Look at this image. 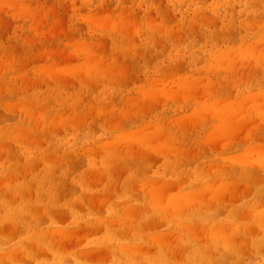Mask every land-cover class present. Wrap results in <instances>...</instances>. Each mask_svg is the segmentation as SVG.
Segmentation results:
<instances>
[{"label": "bare ground", "instance_id": "bare-ground-1", "mask_svg": "<svg viewBox=\"0 0 264 264\" xmlns=\"http://www.w3.org/2000/svg\"><path fill=\"white\" fill-rule=\"evenodd\" d=\"M0 1L1 2L3 1V4L0 3V8H2L1 5L6 4L8 1H9V3H11L10 0H8L6 2L4 0H0ZM13 1H12V4H10V5L11 6H17V5H14L16 0H15V2H13ZM27 1L28 0H26V2ZM125 1L127 2V0H125ZM162 1L160 2V0H159V3H164V0H162ZM210 1H213V0H210ZM23 2H24V0H23ZM26 2L21 3V4H22V6H25V7L27 6L26 8L29 10V13H30L31 12L30 9L33 8V6L31 8H29V4L26 5ZM68 2H67V4H69ZM120 2L121 1H119V3ZM222 2H225V0ZM255 2H256V4L258 3L257 0ZM260 2H262V1H259V5L261 7V5H264V0H263V3H260ZM33 3H34V1H33ZM43 3H46V1ZM48 3H49V0H48ZM48 3H46L45 5L41 4V5H39V9L33 10L32 13H34L35 16L37 14L40 15L39 16L40 18L38 17L39 19L36 22V24L33 21L34 25L38 26L39 24L37 25V23L39 21H42V23L40 25L43 27V20L46 17V13L49 14L50 11H51V14L53 15L52 16L53 19L49 15L50 18L53 20V22L49 23L50 25L53 24V27H54V26L60 24L59 22L63 23V21H62L63 16L62 15H61L62 19L60 18L61 21L59 18H57V19H56V17L54 18V13L58 12V11H56L57 7L55 8L54 5H52V7L54 6V9H52V7H50V9H52L53 11L49 9L45 13V11L47 10L46 8L47 7L49 8V5L47 6ZM93 3H95V2H93ZM123 3H124V1H123ZM127 3H129V2H127ZM21 4H19L20 8L18 10L16 9V11H12L13 14L15 12L16 15L18 14V16H19V13L23 12L24 16H22V17L17 16L16 22H17V19L18 20L21 19V21H24L23 18H25V17L28 18L29 16H31V14L28 13V10L25 7L24 8L26 9L27 12L24 11L25 9H22L23 7L21 6ZM36 4H37V2H36ZM72 4H74V3H72ZM72 4H70V6H72ZM86 4L88 5V2ZM168 4L169 3H167L166 5H168ZM92 5L93 4H90V6H92ZM103 5L105 6V4H103ZM106 5H108V4H106ZM208 5H209V3H208ZM257 5H255V3L253 4V6H256V7H257ZM11 6H9V7H11ZM43 6H44V8H43ZM45 6H47V7L45 8ZM70 6H66V10ZM73 6H72V8H70L71 10L75 8V7L73 8ZM84 6H86V5H84ZM104 6H103V9H104ZM120 6H121V4H120ZM124 6L126 7V4ZM190 6H189V9H190ZM201 6H203V5H201ZM7 7H8V3H7ZM9 7H8V10H9ZM79 7L80 6L78 5V8ZM130 7H132V6L130 5ZM205 7L208 8L207 6H205ZM236 7L237 6H235V10H236ZM78 8H77V10H78ZM60 9H61V7H60ZM82 9H84V7ZM105 9L106 10L101 9L98 11L96 9V11H95V12H97L96 17H95V13H93L95 18L93 17L91 19L99 20L98 21L99 23L96 22L95 20H93V22H94L93 26L97 23L100 24L101 26L103 25L102 28L103 29L105 28L107 30L108 34L112 37L113 43L115 45L123 46L124 42L125 41L130 42V39H133V40L135 39V41H137V40L142 41L145 38L148 39L151 37H155L156 35L155 36L152 35V34H154L155 29H159L156 31H159L160 36L161 35L165 36L167 33H170V35H171V34H174L175 32L176 33L178 32V30H176V31L174 30V29H176V26L173 27V25H175L177 22L174 21L175 22L174 23L168 17H167V19H168L167 21H169V20L172 21L171 26H168V23H167V25L164 22L161 23V22H159V20H156V25H155V23H153V21H151V22L148 21L149 18L145 19L146 17H144V16H143L144 20H142V21H140V23H138V19L136 20L137 21L136 22L135 19H132L133 18L132 16H131L132 18L130 20L129 14H131V13L129 11H127L128 7H127V9L122 8V9L117 10L118 11L117 14H116V12L110 13L114 10L111 11L110 9H107L106 7H105ZM163 9L164 8L161 9L162 12H163ZM54 10L56 12H54ZM79 10H81V9H79ZM86 10H88V9H86ZM108 10L110 11L109 13H108ZM166 10H168V8H166ZM166 10H165V12H169ZM235 10H232V13H234ZM1 11H2V9L0 10V12ZM3 11H4V9H3ZM5 11H7V10L5 9ZM4 12H2L3 15H4ZM24 12H25V14H24ZM62 12H63V10H62ZM67 12L65 11L66 14H67ZM92 12H94V10ZM92 12L85 13L84 15H86V16H83V14H82L83 17H81V14H80L79 17L82 20L85 19V21H87V20L89 21L90 19L86 20V18L90 17L89 14L92 17L93 16ZM43 13H45V14L43 15ZM60 14H63V13H60ZM68 14H69V12H68ZM74 14L76 15V13H74ZM97 14L99 17H97ZM193 14H195V13H193ZM203 14L204 13H202V15ZM207 14L209 15V13H207ZM151 15H154V14L151 13ZM151 15L149 14L148 16L151 18ZM165 15H166V13H165ZM170 15H171V12L167 16H169L171 19H173L174 17L172 18V16H170ZM183 15H184V13H183ZM183 15L181 18H183ZM251 15H252V12H251ZM65 16H67V15H64V18L67 19L68 16L67 17H65ZM135 16L138 17L137 14ZM199 16H200V14H199ZM199 16H197V17H199ZM8 17H10V16H8ZM33 17H31L32 20H33ZM189 17L192 18V15ZM209 17H211V16L209 15ZM209 17H207V19L210 20L211 18H209ZM250 17L251 16H249V18ZM2 18L3 17H1V19H0L1 22H3ZM27 18H26V20H27ZM72 18L74 19V16ZM153 18H151V20H155V18L154 19ZM181 18H180V20H181ZM188 18H187L188 22L191 23L192 19L190 18V21H189ZM220 18H221V16H220ZM13 19H15V18H13ZM31 19H29V20H31ZM35 19L37 20V16L35 17ZM48 19H49V17H48ZM214 19L215 18L213 17L212 21H214L215 23H213L212 21H210V22H208L207 20L206 21L210 25H211V23L216 25V22H217L216 26H218L220 24L219 20L215 21ZM3 20L5 21L6 18L5 19L3 18ZM29 20H28V22H29ZM193 20H194V18H193ZM199 20H201V19H198V21ZM256 20H257L256 22H255V20H253V23L254 22L257 23L259 21L258 19H256ZM9 21L10 20L8 19L5 22L9 23ZM157 21H158V23H157ZM167 21H165V22H167ZM194 21H192V22L194 23ZM245 21L247 22V20H245ZM245 21L243 22V23H245L244 26H246ZM5 22L3 23V26H4V24L6 25ZM19 22L17 24H19ZM33 22L31 24H33ZM202 22H201V24L203 26ZM250 22H251V20H250ZM261 22L262 21H260V23ZM55 23H57V24L55 25ZM77 23H79V22H77ZM189 23H186V24L188 25ZM193 23H192V25H193ZM253 23H251V24L253 25ZM260 23H258L259 25H257V26L262 25L264 23V21L262 24H260ZM9 24L12 25V23H9ZM81 24L83 25V21L81 22ZM98 24L96 25L97 28L99 26ZM194 24H195L194 26H197V28H199L198 25H196L197 23H194ZM204 24H207V23H204ZM248 24H249V21L247 23V28L249 30L252 29V27H253V29H255V27H257L255 24L254 26L249 28ZM251 24H250V26H251ZM34 25H32V26H34ZM44 25H45V23H44ZM70 25H71V23H70ZM1 26H2V24H1ZM1 26H0V29H1ZM32 26H29L28 30H30V27L32 28ZM64 26H66V23ZM188 26H186V29H188L187 28ZM194 26H191V27L193 28ZM35 27H33L34 33L37 30L39 32L42 31L40 29V27L37 28V30ZM191 27H190V29H191ZM2 28H4V27H2ZM81 28H83V27H80V29ZM92 28H95V27H92ZM180 28H181V26H180ZM195 28L196 27H194L191 30H193V32H194ZM197 28L195 30H197ZM58 29H59V27H58ZM63 29L66 30L65 27ZM63 29H62V32H63ZM74 29H76V28H74ZM78 29L79 28H77L76 30H78ZM261 29L264 30V27H261ZM1 30H3V29H1ZM7 30L10 31L9 29H7ZM7 30H5V28H4L3 33H4V31H7ZM69 30L71 31L70 28H69ZM100 30H101V28H100ZM165 30L167 32L166 34L160 33V32H163ZM241 30H243V29H241ZM249 30H248V33H249ZM46 31L48 32V29ZM46 31L44 30L45 33H47ZM50 31L51 30H49V33H50ZM58 31H59L58 34H60V32H61L60 29ZM180 31L182 32L181 29H180ZM184 31H186V30H184ZM37 32L35 33L36 35L38 34ZM54 32H55V29H54ZM195 32L197 35L198 32L197 31H195ZM244 32L242 31L241 33H244ZM250 32H252V30H250ZM63 33H65V31ZM194 33H193V35H194ZM263 33H264V31H263ZM5 34H6V32L4 33V35ZM21 34H23V33H21ZM50 34L52 35L53 33L51 32ZM67 34H66V36H68ZM74 34H76L78 36V33H74ZM225 34L226 33H224V35ZM231 34L232 35L236 34L234 36L231 35L234 40L238 36L237 33L231 32ZM0 35H1V33H0ZM47 35H49V34H47ZM63 35H60V36H63ZM81 35H83V34H81ZM84 35L86 37L87 34H84ZM180 35H178V36L171 35L172 40L176 39V40L180 41V39H183L182 38L183 35H181V36ZM189 35L191 37L192 34L190 33ZM219 35L221 37L223 36V34L222 35L219 34ZM261 35H260V37H257L259 39L257 40L256 43L254 41L255 44L253 42L249 41L250 43H253L254 46L249 44V47H248V50L253 52V55L250 58L251 60H253V62L251 61L253 67H250L249 69L252 70L251 68H254V66H255V67H257L256 69H258L257 72H260L261 69H264V67L260 68L262 66H259V67L256 66V65H263L264 64V52H263L264 43L261 42V39L263 38ZM26 36H27V33H26ZM33 36L35 37L34 34H33ZM41 36L43 37V34ZM53 36H54V34H53ZM160 36H159V39H160ZM164 36H162V37H164ZM171 36H169V37L171 38ZM245 36H246V34L244 35V38H245ZM30 37L28 36L29 42H28V40L25 39L29 43V45L31 44L30 43V41H31ZM55 37H56V35L53 37V39ZM165 37H167V35ZM221 37H218V41H220L221 39L223 40V38H221ZM47 38H49V37H47ZM60 38H62V37H60ZM91 38H93V37H91ZM4 39H5V36H4ZM32 39L34 40V38H32ZM35 39H36V37H35ZM69 39H71V38L69 37ZM156 39L158 41V38H156ZM202 39H204V38H202ZM233 39H232V41H234ZM2 40H3V38H2ZM21 40H20V42H21ZM46 40H49V39H46ZM72 40H73L72 42L76 41L75 45L79 50L78 53H80V52L82 53L81 54L82 59L80 60V62L78 60H76V62L78 61V63L74 62L75 64H78L77 68L79 70L75 69L76 72H73V70L70 71L71 69L69 70L68 68L64 70L65 66L62 63L60 64V62H62L64 60H65L64 63L68 62L71 57L68 58L70 56V55H68L67 56L68 61H67L66 56L65 57L60 56L59 64H57L55 62V60H54L55 58L53 59V61L55 62L54 64H53V61H51V64H50V62L47 64L46 63L44 64V65L51 66V67L53 65H57V66H53L54 68H51V67L46 68V66H45L46 69L42 68L45 71L46 70L49 71L52 69L51 74L50 75L47 74L48 77L52 75L53 71L56 72L58 70L57 72H59V68L61 67L60 71H62V69L64 70V72L62 71L63 75H65L64 77H66V75H67L66 73L71 74V72H73V74L75 73V75H76L77 70H78V73H80L81 71L84 72L83 75H81V74L77 75V76L81 75V77H76V78H80L81 80L83 79V81L89 80V82L87 81V83H92L90 81H93V77H95V78L99 77V79H100V77H102L104 80L116 79L117 80L116 82H119V80L121 78L122 79L124 78L125 80H126V78L129 79V77H127V75L125 74L126 68H124V67L126 66V64L124 66L123 62L124 61L128 62V60H130V58L126 61V54L125 53H121L122 54L121 56L118 53L116 55L117 58L116 57L112 58V56H108V55H106V57L104 55L98 56V54L101 55L102 51H99V48H97V47L100 46L101 44H102V46H105L108 39H106V38L104 39V41L106 42V43H104V45L102 43V40H103L102 38L100 39V41H98V40L90 41V40H93V39H90V37H89V40H87V41H86V38L84 39V41L82 39V42L81 41L78 42L77 39H75V38H73ZM161 40H163V39H161ZM255 40H256V38H255ZM67 41L69 42L70 40L67 39L65 42L63 41L64 45ZM135 41H132V42H135ZM181 41H183V40H181ZM228 41H229V38H228ZM22 42H24V39ZM68 42H67V44L71 43V41L69 43ZM87 42L88 43L89 42L90 43L99 42V43H98V46L95 48L96 43L95 44H90V43L88 44ZM137 42H135V45H134L136 47L142 46L144 44L142 42V43H138V45H136ZM159 42L160 41H158V43ZM235 42H237V41H235ZM28 43H27V45H28ZM33 43H32V45H33ZM39 43L37 42L36 45ZM82 43H85V44L87 43L89 45L90 49L88 46H86ZM108 43H109V40H108ZM228 43H230V41ZM81 44L83 45L81 47V49L83 48L84 50L82 49L80 51L79 45H81ZM145 44H146V42H145ZM261 44H263V45H261ZM13 45H14V42H13ZM126 45H124L125 46L124 48L125 49L129 48ZM242 45L243 44L241 43V45L236 46L237 47L236 53L233 52V54H232V52L229 51L231 49H229L227 51V52L232 54V55L230 54L232 57H234L236 54V56H237L236 61L238 60V62H237L238 65L236 63L235 66H237V67H235L233 64V62H235V60L231 63L230 56L227 55L228 53L226 51H224V52L220 51L222 49L219 50L220 53H218L216 51L218 54L215 53L216 56H213V58L209 57V59H211V60H214L215 57L217 58V61L219 63V67L222 68V70H220V72L222 71V73H221L222 74V76H221L222 80L226 79V81H227L230 77H233V79H234L235 76H239L242 78V74H244L245 77L247 78L246 75H248V73H250V72H248L250 70H246L247 68H246L245 64L247 63L248 57H246L245 46L243 47ZM260 45L263 49H260ZM34 46H35V44H34ZM73 46H71V47H73ZM106 46L108 49V44H106ZM132 46H133V43H132ZM250 46H252L253 49ZM55 47H56V45H55ZM85 47H86V49H85ZM74 48H75V46L72 49H74ZM8 49H10V47ZM19 49L17 48L16 51ZM44 49H46V47H44ZM56 49H58V48L56 47ZM61 49L62 48H60V50ZM144 49L145 48H142V51H144ZM226 49H228V48H226ZM36 50H37V48H36ZM36 50H34V51H36ZM127 50H129V49H127ZM130 50H132V49H130ZM55 51H57V50H55ZM103 51L105 52V50H103ZM14 52L12 53V55L14 54ZM47 52L49 53L48 49H47ZM57 52H59V51H57ZM57 52H55V53L52 52V53L56 55ZM64 52L65 51H63L62 53H64ZM68 52L71 53V52H73V50L68 51ZM130 52H129V55H130ZM138 52L133 53V55L138 53ZM213 52H215V51H213ZM16 53L18 54L19 52H15L14 56L15 55L18 56ZM50 53H51V47H50ZM50 53H49V55L47 54L49 57H50ZM2 54H3V52H2ZM2 54H0V56H3ZM43 54L45 55L44 50H43V53L41 55H43ZM53 54H52V56H53ZM59 54L61 55V53H59ZM59 54L57 57H59ZM72 54H74L75 57L78 56V54H77V56L75 55V53H72ZM7 55L10 56L9 53ZM23 55H25V54L23 53ZM30 56H32V54ZM30 56L26 55V57H29V58H30ZM36 56H37V53L34 57H36ZM40 56H39V58H40ZM141 56H142V61H143L144 60L143 54H141ZM141 56L136 54L134 58L139 60L141 58ZM7 57L5 56V58H7ZM148 57L149 56H147V54H146L145 58H148ZM205 57H206V55H205ZM20 58H23V56L22 57L20 56ZM33 58H32V60L30 59V61L26 58V60H28L27 61L28 63L27 64L23 63V64H26L27 66L29 64L31 65L32 61L35 59H36L35 62L40 61L42 63V61H43V60L37 61V57L34 59ZM42 58H44V57L42 56L41 59ZM45 58H46V56H45ZM62 58H65V59H62ZM2 59L3 58H1L0 60H2ZM11 59L13 61V58H11ZM203 59L201 61L199 59V62L202 63ZM5 60H7V59H5ZM16 60H17V58H16ZM232 60H233V58H232ZM8 61H10V60H7V62ZM20 61H19V66H17V67L23 66V65L20 66V63H21ZM148 61H149V59H148ZM214 61H216V59ZM261 61H262V63H260ZM22 62H25V60L22 59ZM74 63H73V65L75 66ZM150 63H151V61H150ZM189 63H188V65H189ZM207 63H209V62H207ZM5 64H7V63H5ZM5 64H4V66H5ZM11 64H15V63L11 62ZM198 64H200V63H198ZM215 64H217V62H215ZM247 64H250V61ZM61 65H63V67ZM188 65H186V67H188ZM212 65L214 66V63ZM11 66H10V68H11ZM58 66H60V67H58ZM133 66H135V64ZM14 67H12V68H14ZM55 67H56V69H55ZM180 68L182 70L184 68L183 65ZM180 68H179V72L181 71ZM209 68H208V72H209ZM215 68L213 67V69H215ZM259 68H260V70H259ZM7 69L8 68L4 69L6 72H3V73L0 72V78L4 79V81L6 78V79H8V81H10V83L14 82L13 83L14 89H16L15 87H16L17 83L18 84H24L25 83V80L27 77L22 78V76L24 75V72L22 73L20 71L21 73L19 72V74H18L16 72L18 70H16V69H9V70H7ZM80 69H81V71H80ZM149 69H147V71ZM185 69L186 68H184V70ZM213 69H212V74L214 72ZM26 70L27 69L25 68V74L29 71V70L28 71H26ZM129 70H131V68ZM137 70H139V69H137ZM217 70H219V69H217ZM2 71H3V69H2ZM40 71H42V70H40ZM136 71H134V74L136 73ZM139 71H138V73H139ZM147 71L145 73H147ZM177 71L178 70H176V72ZM62 72L61 73L59 72L60 75H62ZM176 72L172 71L171 72V73H173L172 75L170 74V75H167V76L164 75V76L171 79V77L173 75L174 76L177 75ZM184 72H188V71L185 70ZM208 72H207V74H209ZM216 72H218V71H216ZM254 72L256 74H254ZM257 72L253 70V73H251V74H254L255 76H257ZM49 73H50V71H49ZM128 73H130V72L127 71V74ZM260 73H262V70ZM20 74H22V75H20ZM44 74H45V72H44ZM53 74H57V73H53ZM207 74H206L207 78H205V76L203 77V75L200 76V78L201 77H203V79L205 78L202 81V78L200 79L199 76L197 78H195L189 72L186 74H182V72H180V74L177 75V77L179 76L180 78L178 77L179 78L178 79L177 77L173 76L172 81H169L172 84H169L167 86L168 88L165 87L166 84L169 83V82L167 83V81H166L165 83H162L164 86L160 85V87L158 89H156V88L154 89V87H157L159 84H161L160 83L161 80H159V77L157 78V80H156V77H153L155 79H153V78L152 79L155 82L153 84H151V85H153V86H151V88L148 86L149 85L148 84L147 86L149 88H147V89H145L143 83L140 84V82L143 81L142 79L144 77H142L141 81L138 80V81H140L138 83L139 85L138 84H136V85H138L140 87H142L141 85H143L144 88L139 89L140 87L135 85L139 89L138 90L139 95L137 94L134 97V95L132 93L133 98H131V96H130L129 97L130 100L128 102L131 106H129V104L126 103L129 106L128 114L130 116L128 117V116L123 115V117L121 118L117 113L116 114L119 116V119L117 118V116L115 117L116 114L114 115V117L112 116V118H114V120L111 121V119H110L111 123L108 120L110 123L109 124L110 130L108 133L113 134L114 137L109 138L107 140L104 139L103 141H105V142H103V143L101 142L102 145L97 143L103 147H106L105 152L103 151L104 150V148H103L102 151L104 153L102 152L103 156H101L103 164L104 163H106V165L109 164V165H107L108 171H107L106 175H103L102 172L99 173L97 171H96L97 174L94 173L95 172V165L98 164L97 163L98 160L96 161V159L91 157L88 153L89 151L91 153V150H95V152L98 153L96 151L97 148L95 149L93 146H92L93 149H91L92 147L90 148V145H89L85 150L83 149L82 155H80L81 152H79V154H76V156L74 158H72L73 156L70 157L69 155L67 157L64 155H62V156L56 155L55 156L53 153L50 154L51 156L53 154L56 157L54 159V163H57V166L59 164V166H60V168H62V170L67 168V170L70 171L69 176H71V172H76V170L77 171L80 170L83 167L86 159L88 160V163L91 165V169L88 170L90 172L88 174L85 173V175H79L78 180H77L83 186V189L79 195V197H81L83 199L82 206L81 207L77 206V207L82 208L84 205L85 208L90 212V214H88L87 216H76L74 214L75 210H68L67 209V206L69 204H71L69 202V198L73 197L72 194H76V192H77V190L76 191L72 190V187H71V189H67L68 188L67 182H66L67 187L65 189V192L62 191V193L64 195L62 197L61 196L58 197L59 199L61 198V200L56 199V197L54 196L55 199L49 197L46 199H41L39 201H32V198H30V196L33 197V195H32L33 188H32V193H30L29 188L34 186L35 182L32 183L33 185L31 184L32 185L31 186V185H29L30 183L27 181V179L23 180V178L27 177V175L31 173L30 167H32L34 164V162H32L33 160L32 161L26 160L27 161L26 164H23V163L20 164V160L22 162V158L20 159L19 155H18L16 160L17 159L19 160L18 161L19 164L14 163V162L9 163L8 160L3 159V158H6L9 156L5 153L6 151L3 153L0 152V197H2L0 200L2 202H0V203H8L7 206H4L5 208H7L6 209L7 210L6 211L7 216L0 217V264H264V135H262L263 131L261 130L262 125L264 126V124H263V120H264V98L259 97V94L264 96V91L262 90L263 93L262 92H257V93L254 92L253 93L251 91L245 90L249 93L244 94L245 92L241 91L238 94L232 96V94H234L233 93L234 90H233V92H231V90L233 88L232 84L234 83L232 81V79L230 80L231 82H233L232 84L229 81L231 84L230 88L228 86H226L227 83H229L228 81L227 82L224 81L225 83L222 82V84L224 83L225 85L223 84L224 85V86L222 85L223 88H220L221 85L218 87L215 86L216 81L219 82L217 80V76H216V79L213 80L212 74H210V75H207ZM38 75L40 76L39 73H38ZM132 75H133V73H132ZM31 76H33V75H31ZM31 76H29V77L31 78ZM70 76H72V75H70ZM124 76H126V77H124ZM61 77H59V75L57 76V78H61ZM64 77H63V79H64ZM239 77H237V78H239ZM250 77H252V76L250 75ZM37 78H39V77L37 76ZM148 78H150V77H148ZM174 78H177L178 81L176 80L174 82ZM34 79H36V76ZM90 79H92V80H90ZM99 79H98V81H99ZM124 79H123V82L122 81H120V82H122L123 85L126 83L125 84V86H126L128 83L127 82L124 83ZM131 79L134 80V78H131ZM131 79H129L130 82H131ZM135 79H137V76ZM165 79H163L162 82H164ZM242 79H243V81H242ZM242 79L241 80L239 79L238 81L240 83L245 82L244 77ZM251 79L253 81V78H250V80ZM42 80H45V79H42ZM52 80H53V78H52ZM67 80H68V78H67ZM148 80L149 79H147V81ZM166 80H168V79H166ZM245 80L248 81L249 78H247ZM4 81H3V83H4ZM38 81H40V80H38ZM68 81H70V80H68ZM73 81H75V80L73 79ZM94 81H95V79H94ZM135 81H137V80H135ZM105 82H107V81H105ZM33 83H35V81ZM50 83H51V81L49 82V84ZM59 83H66L67 84V81L62 80V78H61ZM151 83H152V81H151ZM236 83H238V82L236 81ZM240 83H238V84H240ZM7 84H5V85H7ZM38 84H39V82L37 83L36 86H38ZM41 84L42 83H40V86H41ZM72 84H70V85H72ZM116 84H118V83H116ZM154 84H156L157 86ZM25 85L26 84H24V87L26 88ZM31 85H33L32 82H31ZM74 85H76V84H73V86ZM92 85H93V83L90 85V87ZM99 85H101V84L100 83L97 84V82H96V85L92 86V87L93 88L100 87ZM234 85L237 86V84H235V83H234ZM2 86H3V84H2ZM9 86L8 87L5 86L4 88L2 87V89L0 90L1 91L0 92V103H1L0 108L2 110V111L0 110L1 111L0 112V120H1L0 123L1 122L4 123L3 121H5V120L11 121L12 117H15V118H13L15 120L17 116L21 117V121H19L17 123L13 122L14 124H12L11 126H7V128L3 130V134H1V136H0V142L1 143H3L2 141L6 142V140L8 138H11L13 142L15 140L17 145L19 144V142L20 143H23V142L29 143V142H27V141H29V140H27V138L29 137L28 134L32 133V135L34 136V134H38L39 132H41V134H44L47 136L49 132H53V131L56 132L57 129L59 130V128H61V127L65 128L70 123L67 120H71V119L75 120L76 118L78 119V117H80V115H82L83 109H82L81 113H79L78 111L76 112L75 109H77L79 106L77 108L72 109L71 105L69 104L70 108L67 107L68 110L70 109V110H75V111L71 112L70 114H65V115L62 114L63 116L61 115V117H60L61 124H59L61 126L53 125L56 121L55 117H57V115L55 117L52 116L55 119L54 118L47 119L46 117L42 116L43 117L42 118L43 124L39 125V124H37L38 122L37 123L34 122L35 117L33 116L34 113L32 111L35 109V106L33 105L35 100L34 99H32V100L20 99L16 102L12 103L11 101H9V99L11 97H14L15 94H14V96L11 95L10 97L7 95V93H10V91H9L10 87ZM43 86H44V82H43ZM67 86L64 85V87H67ZM73 86H70V87L72 88ZM129 86H130V84H129ZM68 87H67V89H68ZM25 88H24V90H27ZM31 88H32V86H31ZM14 89H12V91ZM165 89L166 90L168 89L169 92L164 93ZM238 89L239 88H237V91H238ZM17 90H18V88H17ZM21 90H23V89H21ZM156 90H159V92ZM92 92H93V90L90 93H92ZM95 92H96V94L98 93V91H95ZM125 92H126V90H125ZM161 92L164 94L161 95L162 94ZM157 94L159 95V99L161 98V96L165 97V101H166L165 103L158 99L159 101H161V104L163 103L164 105L163 104L158 105L159 102L158 101L155 102L157 97H156V99H154L155 97L153 98V96H156ZM165 94H168L171 96L169 98H167L168 96L166 97ZM172 96H173V99H171L172 100L171 101L169 99L172 98ZM90 97H91V95H90ZM88 98L89 97H87L86 99H88ZM127 98H128V96H127ZM166 99H168V100H166ZM115 100H112V101L117 102V99H115ZM112 101H111V104L113 103ZM167 101L170 102L169 105L166 104ZM157 102H158V104H157ZM67 103H68V101H67ZM79 103L81 104V102H79ZM82 103L83 104H81V105L79 104V105L83 106L81 108H84L86 110V112H87L86 114L89 113V115L92 117L96 116L95 114L98 113L99 110L97 109L98 111L96 113H92L93 111L91 112V107L93 109V106H94V105L91 106L93 104L92 100L91 101H87V100L84 101V99H83ZM47 105H45V106L42 105V106H44V108L49 107V104H47ZM76 105H77V102H76L75 106ZM98 105H100V104H98ZM105 105H106V103H105ZM115 106L116 105H114L113 107H115ZM128 106H127V108H128ZM130 107L133 109V112H134L132 114H130ZM39 108H36V110H39ZM102 108H103V110L106 109V107L104 108L103 104H102ZM124 108H125V110H124ZM124 108H121V109L126 111L127 110L126 107H124ZM172 109H174L176 111V116H174V117L170 116L169 117L168 114ZM111 110H112V108H111ZM116 110H115V112H116ZM153 110H155V111L153 112ZM100 111H99V113H101ZM105 111H108V110H105ZM105 111H103L102 114L105 113ZM124 111H123V113H124ZM54 112H56V114H57V111H54ZM64 112L67 113L66 111H64ZM117 112H118V110H117ZM119 112H121V111H119ZM150 112L155 113V114L159 113V116L163 115L166 117H163L162 119H159V120L155 119L156 120L155 121L154 118H152L153 116L151 118H148L151 115ZM39 113H41V112H39ZM106 113H108V112H106ZM44 114H45V111H44ZM111 114H112V112H111ZM111 114H109V116L108 115L107 116L110 117ZM125 114H127V113H125ZM41 115H43V113H41ZM53 115H55V114H53ZM89 115H88V117L87 116L85 117L86 119L84 118L85 120L81 117L83 119V123H81V125L79 123H77L79 125L78 127H81L83 125V127H81V129H83L85 126H86V128H88L91 125L92 122H91V117H89ZM101 115L98 114V117ZM147 115H148V117H147ZM38 116H40V114ZM48 117H50V116H48ZM96 117L95 118L93 117V118L98 121L99 118L97 119ZM102 117H103V115H102ZM132 117H134V119H130ZM257 117L260 118L262 121H260V119H259V121H257L255 119ZM8 118H10V119H8ZM42 119H40L39 121L41 122ZM102 119H101V121H104V119L103 120ZM80 121L82 122V120H80ZM84 121H86V122H84ZM77 122H78V120H77ZM104 122H106V120ZM104 122H102V123L105 124ZM113 122H115V123L113 124ZM84 123H86V124H84ZM74 124H76V123H74ZM96 124H95V126L94 125L93 126L96 127ZM133 125L135 127L137 126L138 128L137 129L135 128V130L131 129V131L128 130ZM68 127L73 128V127H71V125ZM68 127L66 129H68ZM78 127L75 125V127L73 129L78 128ZM1 128H0V130H1ZM70 128L68 129L69 131H70ZM96 131H97V128H96ZM98 131H99V128H98ZM59 132H60V130H59ZM74 132H75V130H74ZM99 132H101V131H99ZM71 133H73V132H71ZM39 136H37V138ZM42 136H40L41 140L44 139ZM52 137H54V136H52ZM40 139H38V140H40ZM46 139H47V137H46ZM49 139H53V138L49 137ZM49 139H48V141H49ZM8 141L6 144H8ZM45 141H47V140H45ZM45 141H44V143H45ZM39 143H40V141H39ZM30 146H31V144H30ZM35 146H37V145H35ZM157 146H159V147H157ZM6 147L7 148H5V149L7 150L9 147L8 146H6ZM14 147H12L13 150H14ZM78 147L81 148L80 146H78ZM35 148H32L31 151L27 150L25 153L26 154H31V153L35 154V152L39 151V153H40L39 156L42 155L44 157V152L41 150V148L40 149H38V147L36 149ZM65 148H67V147H65ZM11 149H9V151H8L9 153H10ZM89 149H91V150H89ZM86 150H87V152H85ZM99 150H101V149H99ZM57 152H60V151H57ZM92 153L94 155L96 154L94 152H92ZM14 154H16V153H14ZM56 154H59V153H56ZM99 155H101V153H98L97 156H99ZM54 156H52V158H49L50 161L53 160ZM168 156L175 157L177 160L176 164H178L179 162L180 163L183 162L182 164L190 163V165L194 164V166L196 167L194 169V171L192 172V179H191V182L189 183V186L186 185V187L183 189H181L182 187H180L179 191H174V189H175L174 185L176 184L175 181H176L177 177L174 181L175 184L173 185L171 180H169L168 182H167V180H165L166 182L163 181L164 183L159 182L161 179L159 178L160 179L159 180L155 176L156 174L150 173V172H152V168L155 167V166H153L154 163H157L158 160L159 161L160 160L161 161H167ZM204 157H205V163L203 162V164L201 165L199 163V160L204 158ZM30 159H34V158L31 157ZM13 160H15V159H13ZM112 161H114V162L112 163ZM115 161L118 162L119 164L123 163L122 164L123 167L122 166L121 167L124 169H122L121 167L120 168L116 167ZM39 162H41V161H39ZM39 162H38V164H39ZM40 164L37 166H40ZM106 165H104V166L106 167ZM132 167H134L136 169H131L132 173H129L130 168H132ZM47 168L50 169L49 175H52L54 172L52 165L47 164ZM57 169H58V167L55 170L57 171ZM26 173H28V174L26 175ZM188 173H190V171H188ZM77 174H79V173H77ZM69 176H68V178H69ZM62 179L64 180L63 177H62ZM162 179H165V178L163 177ZM66 180L67 179H65V181ZM182 180H184V182H185V180H187V179L183 178ZM182 180H181V182H183ZM67 181H69V180H67ZM181 182L180 183L178 182V183L181 185ZM183 183H182V185H183ZM59 184H60L59 186L62 185V187L65 188V183H63V184L59 183ZM177 185L178 184H176V186ZM59 186H57V188ZM74 188L78 189V186L74 187ZM61 189H60V191H61ZM131 197L134 198V202H132V200L130 199ZM138 197L140 199L142 197L143 201L138 202L137 201V199H139ZM12 198H13V200H12ZM13 204H14V207H13ZM82 209L84 210V208H82ZM3 211L4 210L1 208L0 212H3Z\"/></svg>", "mask_w": 264, "mask_h": 264}, {"label": "rangeland", "instance_id": "rangeland-1", "mask_svg": "<svg viewBox=\"0 0 264 264\" xmlns=\"http://www.w3.org/2000/svg\"><path fill=\"white\" fill-rule=\"evenodd\" d=\"M5 2L6 1H8V0H4ZM11 1V3H9V1L7 2L8 3V7L9 6H11L10 4H12V1L13 0H10ZM33 1H34V3H33ZM45 2L46 1V3H48V0H28L27 2H26V0H24V2H23V0H16V2H15V0L13 1V2H15L14 3V5H17V6H11V7H9V10H8V7H7V3L6 4H4V5H1V7L2 8H0V10L2 9V11L0 12L1 14H0V19H1V17H3L4 19L6 18V20H10L9 21V23H12V25H10L8 22H5L4 20H3V18H2V21L3 22H1L0 21V23L2 24V26H1V24H0V26H1V29H3L4 30V28H5V30H7V29H9L10 31H4V33L6 32V34L4 35V33H3V30H1L0 29V33H1V35H0V54H2V52H3V56H0V59L1 58H3L2 60H0V72H6L4 69H6V68H8L7 70H9V69H16V70H18V71H16L18 74H19V72L21 71L22 73L24 72V75L22 76V78H26V80H25V83L24 84H26L25 86H26V88L24 87V84H16V89H14V85H13V83L14 82H11L10 83V81H8V79H6L5 78V81H4V79H2V78H0V90L2 89V87L5 85V84H7V85H5L6 87H10V93H7V95L10 97L11 95L12 96H14V94H15V96L14 97H11L10 99H9V101H11L12 103L13 102H16V101H18V100H20V99H29V100H32V99H34L35 101H34V106H35V109L34 110H32L33 111V116L35 117L34 118V122L35 123H37V124H43V117H46L47 119H51V118H54L56 115H57V117H55L54 119L56 120L55 121V123L53 124V125H58V126H61V125H59V124H61V119H60V117H61V115L63 114V115H65V114H70L71 112H74L75 110H76V112L78 111L79 113H81L82 112V109H83V112H82V115H80V117H78V119L76 118L75 120H67V121H69L70 123L64 128V127H61V128H59V130H60V132H59V130L57 129V131L55 132V131H53V132H49L48 133V135L46 136V135H44V134H41V132H39L38 134H34V136L32 135V133L31 134H28V138H27V140H29V141H27V142H29V143H25V142H23V143H20L19 142V144L17 145V143L15 142V140H14V142L12 141V139L11 138H8L7 140H6V142L5 141H2L3 143H1L0 142V152L1 153H3V152H5L7 155H9L8 157H6V158H3V159H5V160H8V162L10 163V162H14V163H17V164H19V160L17 159L16 160V158L18 157V155H19V158L21 159L22 158V162H21V160H20V164L21 163H23V164H26L27 163V161L26 160H30V161H32V162H34V164H33V166L32 167H30L31 169H30V171H31V173L30 174H28V173H26V175H27V177H24L23 178V180H26L27 179V181L30 183L29 185H31L32 183H34L35 182V185L34 186H32L31 188H29V190H30V193H32V188H33V193H32V195H33V197H31L30 196V198H32V201H39V200H41V199H46V198H53V199H55L54 198V196L56 197V199H59L58 197H62L64 194L62 193V191L63 192H65V189H66V187L68 186V188L67 189H71V187H72V190H77V192H76V194H72L73 195V197H71V198H69V202L71 203V204H69L68 206H67V209L68 210H75V215L76 216H87L88 214H90V212L85 208V206L83 205V207L82 208H84V210L82 209V208H80L81 206H82V201H83V199L81 198V197H79V195H80V192L82 191V189H83V186H82V184H80L77 180H78V177H79V175H85V173L86 174H88L90 171H88L89 169H91V165L88 163V160L86 159V161H85V163H84V165H83V167L80 169V170H76V172H71V176H69L70 175V171H68L67 170V168L66 169H64V170H62V168H60V166H59V164H58V166H57V163H54V159L56 158L55 156L57 155V156H62V155H64V156H67L68 157V155L71 157V156H73L72 158H74L75 156H76V154H79V152H81V154L80 155H82L83 153V149L85 150L89 145H90V148L93 146L95 149H96V151L98 152V153H101V155H99V156H97L98 155V153H96L95 152V150H91V149H93V147L91 148V149H89V150H91V153L92 152H94V153H96L95 155L92 153H90V151L88 152L89 153V155L91 156V157H93V158H95L96 159V161H97V165H95V174H97L96 173V171L97 172H102V174L103 175H106L107 174V171H108V168H107V165H109V164H107L106 165V163H104L103 164V162H102V158H101V156H103V154H102V152L104 151L105 152V150H106V147H103V146H101L102 144H101V142L103 143V142H105V141H103L104 139L105 140H107V139H109V138H113L114 136H113V134H110V133H108L109 132V124L111 123V121H113L114 120V118H112V116L114 117V115L117 113L121 118L123 117V115L124 116H130L129 114H128V109H129V106H131L128 102H129V100H130V96H131V98H133V96H132V93H133V95H134V97L138 94L139 95V89H141V88H144L145 87V89H147V88H151V86H153V85H151V84H153L155 81H153V79H155V78H153V77H156V80H157V78L159 77V80H161L160 81V83L161 84H159L158 86L156 85V84H154V85H156L157 87H154V89L156 88V89H158L159 87H160V85H163L162 83H165L166 81H167V83L169 82V81H172V77L174 76H172L171 77V79L170 78H168V77H165V76H167V75H172L173 73H171L172 71L174 72H176V70H178L177 72H176V74L177 75H179L180 74V72H182V74H186V73H191V75H193V77H195V78H197L198 76H199V78H200V76H202L203 75V77L205 76V78H207L206 77V74H207V72H208V68H209V74H207V75H210V74H212V69H213V67L215 68H217V69H219V70H217L216 68L215 69H213L214 70V72H213V74H212V78H213V80H215L216 79V76H217V80L219 81V82H217L216 81V84H215V86H220V88H223V86L225 85L224 83L225 82H229L231 79H232V81L235 83V84H237V86L236 85H234V83L233 82H231V84H232V86H233V88H232V90H231V92H233V90H234V94H232V96H234V95H236V94H238L239 92H245L244 94H248L249 92H247V91H245V90H248V91H251V92H262L263 93V91H264V69H261L262 70V73H260L261 72V70H260V68H263L264 66V64L263 65H256V66H262V67H260L259 68V70H260V72H257L258 71V69H256L257 67H255L254 66V68H251L252 70H250L249 68L250 67H253V65H252V62H253V60H251L250 58H251V56L253 55V52L252 51H249L248 50V47H249V44L250 45H252V46H254L253 45V43H254V41H255V43L257 42V40L259 39V38H257V37H260V35L263 37L262 39H261V42H263L264 43V33H263V29H261V27H264L263 25H264V23H263V21H264V5H261V7H260V5H259V1H262V2H260V3H263V0H257V4H256V0H225V2H222V1H224V0H213V1H210V0H164V3H159V0H127V2H129V3H127L125 0H49V3L47 4V6L49 5V8L47 7V6H45V8L47 9L46 11H45V13L50 9V7H52V5H54L55 6V8H56V11H60L59 13L58 12H56L55 10H54V12H56V13H54V18L56 17V19L57 18H61L62 19V17H61V15L63 16V19H62V21H63V23H61V22H59L60 24H58V25H56L57 23H55V25L57 26H54L53 27V24H49L50 22H53V18H52V14H51V11L49 12V14L48 13H46V17H45V19L43 20V27L40 25L41 23H42V21H39L38 23H37V25L38 26H36V25H34V22H35V24H36V22L38 21V19L40 18L39 16V14H37L36 16H37V20L35 19V14L34 13H32L33 12V10H36V9H39V5H41V4H46V3H43V2ZM66 1V2H65ZM107 1V2H106ZM109 1V2H108ZM119 1H121L120 3H119ZM123 1H124V3H123ZM162 0H160V2H161ZM200 1V2H199ZM26 2V5L27 4H29V8H31L32 6H33V8H31L30 10H31V12L29 13V10L25 7V6H22V4L21 3H25ZM36 2H37V4H36ZM67 2L69 3V4H67ZM88 2V5L86 4V3ZM93 2H95V3H93ZM114 2V3H113ZM126 2V3H125ZM163 2V1H162ZM213 2V3H212ZM249 2V3H248ZM0 3H2L3 4V1L1 2L0 1ZM64 3V4H63ZM72 3H74V4H72ZM85 3V4H84ZM111 3V4H110ZM167 3H169L168 5H166ZM206 5H205V4ZM208 3H209V5H208ZM255 3V5H257V7L256 6H253V4ZM19 4H21V6L23 7L22 9H27L28 10V13L29 14H31V16H29L28 18L27 17H25V18H23L24 19V21H21V19L20 20H18L17 19V22H16V18H17V16H18V14L16 15V13L14 12V14L12 13V11H16V9L18 10L20 7H19ZM32 4V5H31ZM60 4V5H59ZM70 4H72V6H73V8L74 9H70V8H72V6H70ZM86 5V6H84V5ZM90 4H93L92 6H90ZM99 4V5H98ZM103 4H105V6L103 5ZM106 4H108V5H106ZM113 4V5H112ZM119 4V5H118ZM120 4H121V6H120ZM126 4V7L124 6ZM161 4V5H160ZM51 5V6H50ZM78 5L80 6L79 8H78ZM83 5V6H82ZM130 5L132 6V7H130ZM191 5V6H190ZM201 5H203V6H201ZM209 6L208 8H206L205 6ZM4 6V7H3ZM54 6L52 7V9H54ZM66 6H70L67 10H66ZM103 6H104V9H103ZM113 8H112V7ZM164 6V7H163ZM189 6H190V9H189ZM235 6H237L236 7V10H235ZM25 7V8H24ZM35 7V8H34ZM60 7H61V9H60ZM84 7V9H82ZM105 7L107 8V9H110L111 11L112 10H114V11H112V12H110L109 10H108V13L110 12V13H115L116 12V14H117V10H119V9H127V7H128V9H127V11H129L131 14H129V17H130V20H131V18L132 19H135V21L138 19V23H140V21H142V20H144V17H146L145 19H147V18H149V20L148 21H153V23H155V25H156V20H159V22H161V23H166V25H167V23H168V26H171V22L173 21H176L177 23L175 24V25H173V27H175L176 26V29H174L175 31L176 30H178V32L176 33L175 31V33L174 34H171V35H173V36H178V35H183L182 36V38L183 39H180V41H178V40H172V36L170 35V33H167L166 32V30L165 31H163V32H160V33H162V34H166L167 35V37H165L164 35H159V31H156V30H159V29H155V32H154V34H152L153 36H155L156 38H158V41H160L159 43H158V41H157V39L155 38V37H151V38H145L144 40H142V41H139V40H137V41H135V39L133 40V39H130V42H128V41H125L124 42V44H123V46H119V45H115L114 43H113V40H112V37L108 34V32H107V30L104 28H102V26L100 25V24H98L99 22V20H95V19H91V18H93L94 17V15H93V13H95V17H96V13L97 12H95L96 11V9H97V11L98 10H106L105 9ZM109 7V8H108ZM121 7V8H120ZM12 8V9H11ZM43 8H44V6H43ZM77 8H78V10L79 9H81V10H77ZM112 8V9H111ZM162 8H164L165 10H166V8H168V10H166V11H169V12H165V10L163 9V12H162ZM203 8V9H202ZM220 8V9H219ZM3 9H4V11H5V9L7 10V11H3ZM26 9L24 10L25 12H27L26 11ZM41 9V8H40ZM52 9H50V10H52ZM60 9V10H59ZM86 9H88V10H86ZM170 9V10H169ZM189 9V10H188ZM230 9V10H229ZM257 9V10H256ZM44 10V9H43ZM42 10V11H43ZM62 10H63V12H62ZM71 10V11H70ZM77 10V11H76ZM94 10V12H92ZM229 10V11H228ZM232 10H235L234 11V13H232ZM22 11V10H21ZM53 11V10H52ZM65 11L67 12H69V14H68V12H67V14L65 13ZM207 11V12H206ZM241 11V12H240ZM2 12H4V15H3V13ZM25 12H24V14H25ZM40 12V11H39ZM78 12V13H77ZM90 13V12H92V17H91V15L89 14V16L90 17H87L86 18V20L87 19H90L89 21L87 20V21H85V19H81L80 17H79V15L81 14V17H83V16H86V15H84L85 13ZM137 12V13H136ZM171 12V15L170 16H172V18L174 19H171L169 16H167L169 13ZM204 13L203 15H202V13ZM228 12V13H227ZM251 12H252V15H251ZM37 13V12H36ZM45 13H43V15L45 14ZM60 13H63V14H60ZM65 13V14H64ZM74 13H76V15L74 14ZM134 13V14H133ZM138 15V17H136L135 15L136 14ZM151 15V13H153L154 15H151V18H155V20H151V18L148 16L149 14ZM165 13H166V15H165ZM168 13V14H167ZM182 13V14H181ZM183 13H184V15H183ZM191 13V14H190ZM193 13H195V14H193ZM206 13V14H205ZM207 13H209V15L211 16V17H209V15L207 14ZM9 14V15H8ZM33 14V15H32ZM78 14V15H77ZM82 14H83V16H82ZM186 14V15H185ZM190 14V15H189ZM199 14H200V16H199ZM14 17H13V16ZM48 15V16H47ZM51 16V18H50V16ZM64 15H67V16H65V17H67V19H65L64 18ZM182 15H183V18H181L182 17ZM192 15V18L191 17H189V16H191ZM194 15V16H193ZM205 15V16H204ZM228 15V16H227ZM242 15V16H241ZM8 16H10V17H8ZM19 16H24L23 15V12H21V13H19ZM18 16V17H19ZM34 16V17H33ZM60 16V17H59ZM74 16V19L72 18ZM132 16V17H131ZM136 18H135V17ZM144 16V17H143ZM177 16V17H176ZM185 16V17H184ZM197 16H199V17H197ZM220 16H221V18H220ZM249 16H251L250 18H249ZM31 17H33V20L31 19ZM39 17V18H38ZM48 17H49V19H48ZM94 17V18H95ZM97 17H99L98 16V14H97ZM167 17L170 19V20H172V21H167L168 19H167ZM176 17V18H175ZM179 17V18H178ZM189 17V18H188ZM207 17H209V18H211L210 20L209 19H207ZM213 17L215 18L214 20L216 21H218L219 20V23L221 24H219L218 26H216L217 25V22H216V25L215 24H213V23H215L214 21H212V19H213ZM217 17V18H216ZM254 17V18H253ZM13 18H15V19H13ZM26 18H27V20H26ZM153 18V19H154ZM180 18H181V20H180ZM187 18L189 19V21H190V18L192 19V21H194V23H197L196 25H198V27L199 28H197V26H194L195 24L191 21V23H189L188 22V20H187ZM193 18H194V20H193ZM22 19V20H23ZM29 19H31V20H29ZM51 19V20H50ZM61 19H60V21H61ZM198 19H201V20H199L198 21ZM226 21H225V20ZM241 19V20H240ZM255 20V22L257 21L256 19H258L259 21L257 22V23H255L256 24V26L257 25H259L258 23H260V21H262L260 24H262V25H260V26H257V27H255V29H253V27L252 26H254L255 24L253 23V20ZM28 20H29V22H28ZM50 20V21H49ZM55 20V19H54ZM93 20H95L96 22H98L97 24L99 25L98 26V28H97V24H95L94 26H93ZM186 20V21H185ZM210 22V21H212L213 23H211V25L207 22ZM245 20H247V22L245 21ZM250 20H251V22H250ZM21 23H20V22ZM33 22V24H31L32 22ZM45 21V22H44ZM83 21V25L81 24V22ZM155 21V22H154ZM165 21H167V22H165ZM203 21V22H202ZM206 21V22H205ZM246 22V26H244L245 25V23H243V22ZM248 21H249V24H248V27L250 28V27H252V29H250V30H252V32H250V30L247 28V23H248ZM6 23V25L4 24V26H3V23ZM19 22V24H17ZM23 22V23H22ZM28 22V23H27ZM57 22V21H56ZM69 22V23H68ZM77 22H79V23H77ZM137 22V21H136ZM179 22V23H178ZM200 22V23H199ZM201 22L203 23V26H202V24H201ZM16 23V24H15ZM44 23H45V25H44ZM65 23H66V26H64L65 25ZM70 23H71V25H70ZM92 23V24H91ZM157 23H158V21H157ZM175 23V22H174ZM186 23H189L188 25L186 24ZM192 23H193V25H192ZM204 23H207V24H204ZM251 23H253V25L251 24ZM30 24V25H29ZM48 24V25H47ZM62 24V25H61ZM69 24V25H68ZM77 24V25H76ZM85 24V25H84ZM160 24V23H159ZM170 24V25H169ZM173 24V23H172ZM211 26H209V25ZM250 24H251V26H250ZM8 25V26H7ZM32 25H34V26H32ZM82 25V26H81ZM90 25V26H89ZM194 26V27H196L197 28V30H195L194 29V32L195 31H197L198 33H197V35H196V32L194 33L193 32V30H191V29H193L191 26ZM213 25V26H212ZM6 26V27H5ZM29 26H32V28L30 27V30H28V27ZM36 26V27H35ZM48 26V27H47ZM52 26V27H51ZM75 26V27H74ZM95 27V28H92V27ZM178 26V27H177ZM180 26H181V28H180ZM186 26H188L187 28L188 29H186ZM2 27H4V28H2ZM10 27V28H9ZM23 27V28H22ZM33 27H35L36 28V30H37V28H39L40 27V29L42 30V31H36L38 34L36 35L35 33H34V28ZM47 27V28H46ZM50 27V28H49ZM58 27H59V29H60V34H58L59 33V29H58ZM65 27V29L66 30H64L63 28ZM80 27H83V28H81L80 29ZM86 27V28H85ZM185 27V28H184ZM190 27H191V29H190ZM53 28V29H52ZM69 28L71 29V31L69 30ZM74 28H79L78 30H76V29H74ZM97 28V29H96ZM100 28H101V30H100ZM182 30V32L180 31V29ZM216 28V29H215ZM48 29V32L46 31ZM54 29H55V32H54ZM62 29H63V32L65 31V33L68 35V36H66V34L65 33H63L62 32ZM87 29V30H86ZM241 29H243V30H241ZM249 30V33H248V30ZM26 30V31H25ZM28 30V31H27ZM44 30L47 32V33H45L44 32ZM49 30H51L50 31V33L52 32L53 34H54V36L56 35V37L53 39V34L51 35L50 33H49ZM69 30V31H68ZM73 30V31H72ZM184 30H186V31H184ZM194 33V35H193V33L191 32V31ZM58 31V32H57ZM78 31V32H77ZM83 31V32H82ZM244 32V33H241V32ZM260 31V32H259ZM231 32L232 33H237V38L234 40L233 39V37L232 36H234V35H236V34H234V35H232L231 34ZM21 33H23V34H21ZM26 33H27V36H26ZM30 33V34H29ZM43 34V37L41 36L42 34ZM46 35H45V34ZM64 35H63V34ZM74 33H78V36L76 35V34H74ZM192 34L191 35V37H190V35L189 34ZM224 33H226L225 35H224ZM29 34V35H28ZM32 34V35H31ZM33 34L35 35V37H36V39H35V37L33 36ZM47 34H49V35H47ZM72 34V35H71ZM81 34H83V35H81ZM84 34H87L86 35V37H85V35ZM178 34V35H177ZM219 34H223V36L221 37ZM246 34V36H245V38H244V35ZM20 35V36H19ZM58 35V36H57ZM60 35H63V36H60ZM76 35V36H75ZM180 35V36H181ZM232 35V36H231ZM4 36H5V39H4ZM28 36L31 38L30 40V45H29V38H28ZM38 36V37H37ZM66 36V37H65ZM159 36H160V39H159ZM162 36H164V37H162ZM169 36H171V38L169 37ZM197 36V37H196ZM229 36V37H228ZM24 37V38H23ZM47 37H49V38H47ZM52 37V38H51ZM60 37H62V38H60ZM69 37L71 38V39H69ZM89 37H90V39H93V40H90V41H96V40H98V41H100V39L102 38L103 40H102V43H103V45H104V43H106L105 41H104V39L106 38V39H108L109 40V43H108V40H107V43L106 44H108V49H107V46H106V44H105V46H102V44L100 45V46H98V43L99 42H93V43H90V44H95L96 46H95V48L97 47V48H99V51H102L101 52V55H99L98 54V56H102V55H104L105 57H106V55H108V56H112V58H117V54L119 53L120 54V56L122 55L121 53H125L126 54V61L130 58V60H128V62H123V64H124V66H125V64H126V66L124 67V68H126V72H125V74L127 75V77H129V79H131V78H134V80L133 79H131V82H130V80L128 79V78H126V80L124 79V83L125 82H127L128 84L125 86V84L123 85V79L121 78L120 80H119V82H116L117 80L116 79H111V80H104L102 77H100V79H99V77H93V81H94V79H95V81L97 82V84L98 83H100L101 85H99L100 87H96V88H93L92 86H95L96 85V82L94 81H90V82H92L93 83V85L90 87V85L92 84V83H87V81L89 82V80H84L83 81V79L81 80L80 78H76V77H81V75H83L84 74V72H82L81 71V69H80V71L82 72H80V73H78V68H77V66H78V64H75V63H78V61L80 62V60L82 59V56H81V52L80 53H78L79 52V50H78V48L76 47V45H75V42L76 41H74V42H72L73 40V38H75V39H77V41L78 42H82V39H83V41H84V39L86 38V41L87 40H89ZM91 37H93V38H91ZM169 37V38H168ZM209 37V38H208ZM218 37H221V38H223V40L221 39H219L220 41H218ZM226 37V38H225ZM236 37V36H235ZM2 38H3V40H2ZM24 39V42H22L23 41V39ZM32 38H34V40L32 39ZM42 38V39H41ZM185 38V39H184ZM202 38H204V39H202ZM215 40H214V39ZM225 38V39H224ZM228 38H229V41H230V43H228L229 41H228ZM255 38H256V40H255ZM22 39V40H21ZM28 40V42L26 41V40ZM46 39H49V40H46ZM68 39V40H70L71 41V43L70 44H67V42L65 43V45H64V43H63V41L65 42L66 40ZM95 39V40H94ZM161 39H163V40H161ZM174 39V38H173ZM178 39V38H177ZM200 39V40H199ZM232 39L234 40V41H232ZM246 39V40H245ZM251 39V40H250ZM254 39V40H253ZM20 40H21V42H20ZM181 40H183V41H181ZM225 40V41H224ZM12 41V42H11ZM34 43H33V42ZM45 41V42H44ZM69 41V42H70ZM85 41V42H86ZM132 41H135V42H137V44L136 45H138V43H144L142 46H138V47H136V46H134L135 45V42H132ZM235 41H237V42H235ZM249 41H251V42H253V43H250ZM8 42V43H7ZM13 42H14V45H13ZM39 43V44H37L36 45V43ZM50 42V43H49ZM68 42V43H69ZM145 42H146V44H145ZM156 42V43H155ZM220 42V43H219ZM249 42V43H248ZM27 43H28V45H27ZM32 43H33V45H32ZM43 43V44H42ZM56 43V44H55ZM88 43V42H87ZM85 44V43H82V44H84V45H86V46H88L89 47V43L88 44ZM101 43V42H100ZM130 43V44H129ZM132 43H133V46H132ZM241 43L243 44L242 46L244 47L245 46V51H246V57H248L247 58V63H249V61H250V64H245V66H246V70H250V71H248V72H250V73H248V75H246L247 76V78H249V80L248 81H246L245 79H247L246 77H245V75L244 74H242V78L244 77V81L245 82H242L243 81V79L241 78V77H239V76H235V80L233 79V77H230L227 81H226V79H223L222 80V71L220 72V70H222V68H220L219 67V63H218V61H217V58L215 57L214 58V60L216 59V61H214V60H211V59H209V57H212L213 58V56H216L215 55V53H220V51H222V52H224V51H228L229 49H231V50H229V51H231L232 52V54H233V52L234 53H236V46H239V45H241ZM245 43V44H244ZM254 43V44H255ZM34 44H35V46H34ZM67 44V45H66ZM78 44V43H77ZM79 45L80 46V51L83 49H81V47L83 46V45ZM127 44V45H126ZM239 44V45H238ZM7 45V46H6ZM27 45V46H26ZM39 45V46H38ZM55 45H56V47L58 48V49H56V47H55ZM75 46V50L74 49H72L73 47H71V46ZM124 45H126V46H128L129 48H127V49H132V50H127V49H125L124 47ZM156 45V46H155ZM224 45V46H223ZM261 45H263V44H261ZM261 45H260V49H263L262 47H261ZM26 46V47H25ZM38 46V47H37ZM53 46V47H52ZM59 46V47H58ZM62 46V47H61ZM64 46V47H63ZM66 46V47H65ZM68 46V47H67ZM78 46V45H77ZM203 46V47H202ZM230 48H229V47ZM252 46H250L252 49H253V47ZM10 47V49H8ZM21 47V48H20ZM25 47V48H24ZM44 47H46V49H44ZM50 47H51V53H50ZM87 47V48H88ZM105 47V48H104ZM134 49H133V48ZM145 48L144 49V51H142V48ZM221 47V48H220ZM223 47V48H222ZM235 47V48H234ZM19 49V50H17L16 51V49ZM36 48H37V50H36ZM60 48H64L63 50L61 49L60 50ZM66 48V49H65ZM77 48V49H76ZM226 48H228V49H226ZM233 48V49H232ZM250 48V49H251ZM24 49V50H23ZM47 49H48V51H49V53H50V57L48 56L49 55V53L47 52ZM69 49V50H68ZM85 49H86V47H85ZM89 49H90V47H89ZM136 49V50H135ZM215 49V50H214ZM220 49H222V50H220ZM13 50V51H12ZM34 50H36V51H34ZM43 50H44V53H45V55L43 54V55H41L42 53H43ZM55 50H57V51H59V52H57V51H55ZM73 50V52H71V53H69L68 51H72ZM78 50V51H77ZM84 50V49H83ZM103 50H105V52L103 51ZM220 50V51H219ZM234 50V51H233ZM8 51V52H7ZM19 52L17 55L18 56H14V54H15V52ZM61 51V52H60ZM63 51H65L64 53H62ZM67 51V52H66ZM77 51V52H76ZM133 51V52H132ZM140 53H139V52ZM213 51H215V52H213ZM217 51V52H216ZM11 52V53H10ZM14 52V54L12 55V53ZM37 53V61L38 60H43L42 61V63L39 61V62H35L36 61V59L35 60H33L32 61V63H31V67L28 65H26L28 62V60L30 61V59L32 60V58L36 55V53ZM55 53V52H57V54L55 55V54H53V53ZM84 52V51H83ZM87 52V51H86ZM112 52V53H111ZM129 52H130V55H129ZM135 52H138V53H136L137 55H140L141 56V54H143V61H142V56H141V58L138 60V59H136V58H134L135 57V55L136 54H134L133 55V53H135ZM143 52V53H142ZM173 52V53H172ZM212 52V53H211ZM250 52V53H249ZM263 52H264V49H263ZM10 54V56L9 55H7V54ZM23 53L25 54V55H23ZM59 53H61V55L59 54ZM68 53V54H67ZM72 53H75V55L77 56V54H78V56L77 57H75L74 56V54H72ZM132 53V54H131ZM149 53V54H148ZM217 53V54H218ZM228 54L227 55H229L230 56V60H231V63L235 60V62H233V64H234V66L236 65V63L238 62V60L236 61V59H237V56H236V54H235V56L234 57H232L231 55V53H229V52H227ZM32 54V56H30ZM39 54V55H38ZM48 54V55H47ZM52 54H53V56H52ZM58 54H59V57H57L58 56ZM65 54V55H64ZM111 54V55H110ZM146 54H147V56H149L148 58H145L146 57ZM231 54V55H230ZM248 54V55H247ZM26 55L27 56H30V58L29 57H26ZM41 55V56H40ZM55 55V56H54ZM68 55H70L68 58H70V62L68 61V58H67V56ZM115 55V56H114ZM133 55V56H132ZM205 55H206V57H205ZM210 55V56H209ZM5 56L7 57V58H5ZM12 56V57H11ZM20 56L22 57L23 56V58H20ZM28 59V60H26V58ZM39 56H40V58H39ZM44 57V58H42L41 59V57ZM45 56H46V58H45ZM52 56V57H51ZM60 56H66V59H67V61L68 62H65L64 63V61H62V62H60ZM119 56V55H118ZM218 56V55H217ZM32 57V58H31ZM36 57H34V58H36ZM48 57V58H47ZM132 57V58H131ZM11 58H13V61H12V59ZM16 58H17V60H16ZM19 58V59H18ZM33 58V59H34ZM39 58V59H38ZM55 58V59H54ZM75 58V59H74ZM123 58V57H122ZM204 58V59H203ZM208 58V59H207ZM229 58V57H228ZM232 58H233V60H232ZM235 58V59H234ZM253 58V57H252ZM5 59H7V60H10V61H8L7 62V60H5ZM22 59H24L25 60V62H22ZM45 59V60H44ZM47 59V60H46ZM53 59L55 60V62L57 63V64H59V62H60V64L62 63L65 67H64V70L65 69H71L70 71H72L73 70V72H76L75 71V69H78L77 70V74L75 75V73L73 74V72H71V74H68V73H66L67 75H66V77H64L65 75H63V72H64V70L62 69V71H60L61 70V67L60 66H58V67H60L59 68V72L61 73L62 72V75H60V73L59 72H54L53 71V73H57V74H53L52 73V75L51 76H49L48 77V75H50L51 74V68H54L53 66H57V65H53L55 62L53 61ZM62 59H65V58H62ZM61 59V60H62ZM135 59V60H134ZM148 59H149V61H148ZM199 59H200V61L203 59V61H202V63L201 62H199ZM250 59V60H249ZM4 60V61H3ZM16 60V61H15ZM21 60V61H20ZM73 62H72V61ZM76 60H78L77 62H76ZM249 60V61H248ZM3 61V62H2ZM19 61L22 63H20V66H22V67H17V66H19ZM51 61H53V66L51 67V66H47V65H44L45 63L47 64V63H49L50 62V64H51ZM58 61V62H57ZM133 61V62H132ZM142 61V62H141ZM148 61V62H147ZM150 61H151V63H150ZM212 61V62H211ZM214 61V62H213ZM252 61V62H251ZM11 62L12 63H15V64H11ZM18 64H17V63ZM35 62V63H34ZM75 62V63H74ZM130 62V63H129ZM190 62V63H189ZM207 62H209L210 64L212 63H214V66L211 64H209V63H207ZM215 62H217V64H215ZM230 62V61H229ZM5 63H7V64H5ZM23 63H26V64H23ZM34 63V64H33ZM73 63L75 64V66L73 65ZM157 63V64H156ZM188 63H189V65H188ZM198 63H200V64H198ZM260 63H262V61L260 62ZM3 64V65H2ZM4 64H5V66H4ZM10 64V65H9ZM128 64V65H127ZM132 66H131V65ZM135 64V66H133ZM151 64V65H150ZM156 64V65H155ZM172 64V65H171ZM209 64V65H208ZM2 65V66H1ZM12 65V66H11ZM39 65V66H38ZM43 67H42V66ZM49 65V64H48ZM63 65H61L62 67H63ZM72 65V66H71ZM183 65V67L184 68H186L185 70H187L188 72H184L185 70H184V68L181 70V66ZM186 65H188V67H186ZM208 65V66H207ZM237 65H238V63H237ZM249 65V66H248ZM252 65V66H251ZM9 66V67H8ZM10 66H11V68H10ZM15 66V67H14ZM25 66V67H24ZM45 66H46V68L47 67H51L50 69L51 70H49L50 71V73H49V71L48 70H44V69H42V68H45ZM204 66V67H203ZM248 66V67H247ZM12 67H14V68H12ZM70 67V68H69ZM131 68V70H129L130 68ZM142 67V68H141ZM150 69H149V68ZM173 67V68H172ZM235 67H237V66H235ZM18 68V69H17ZM25 68L27 69L26 71H28L26 74H25ZM35 68V69H34ZM45 68V69H46ZM74 68V69H73ZM136 68V69H135ZM179 68H180V72H179ZM2 69H3V71H2ZM33 69V70H32ZM55 69H56V67H55ZM137 69H139V70H137ZM147 69H149L148 71H147ZM174 69V70H173ZM35 70V71H34ZM40 70H42V71H40ZM137 70V71H136ZM206 70V71H205ZM253 70L254 71H256L257 72V76H255L254 74H256L255 72H254V74H251V73H253ZM34 71V72H33ZM48 71V72H47ZM127 71H129L130 73H128L127 74ZM134 71H136V73L134 74ZM138 71H139V73L141 74H139L138 73ZM147 71V73H145ZM151 71V72H150ZM171 71V72H170ZM211 71V72H210ZM216 71H218V72H216ZM252 71V72H251ZM15 72V73H16ZM20 72V73H21ZM33 72V73H32ZM36 72V73H35ZM40 74V76L38 75V73ZM44 72H45V74H44ZM184 72V73H183ZM220 72V73H219ZM29 73V74H28ZM31 73V74H30ZM132 73H133V75H132ZM138 73V74H137ZM144 73V74H143ZM169 73V74H168ZM204 73V74H203ZM218 75H217V74ZM260 73V74H259ZM44 74V75H43ZM48 74V75H47ZM78 74H81L80 76H77ZM246 74V73H245ZM17 75V74H16ZM20 75H22V74H20ZM31 75H33V76H31ZM59 75V77H61L62 78V80H65V81H67V84L66 83H59V81L61 80V78H57V76ZM70 75H72V76H70ZM74 75V76H73ZM135 75V76H134ZM165 75V76H164ZM177 75H175L174 77H177ZM240 75V74H239ZM250 75L252 76V77H250ZM18 76V75H17ZM29 76H31V78L29 77ZM35 76H36V79H34L35 78ZM37 76L39 77V78H37ZM134 76V77H133ZM136 76H137V79H135L136 78ZM164 76V77H163ZM181 76V75H180ZM241 76V75H240ZM255 76V77H254ZM20 77V76H19ZM55 77V78H54ZM63 77H64V79H63ZM72 77V78H71ZM124 77H126V76H124ZM140 79H139V78ZM142 77H144L143 79H142ZM148 77H150V78H148ZM161 77V78H160ZM179 77V76H178ZM177 77V78H178ZM203 77H201L202 78V81L205 79H203ZM209 77V76H208ZM221 77V78H220ZM237 77H239V78H237ZM52 78H53V80H52ZM67 78H68V80H70V81H68L67 80ZM70 78V79H69ZM149 79L148 81H147V79ZM153 78V79H152ZM168 79V80H166V79ZM177 78H174V82L177 80ZM180 78V77H179ZM178 78V79H179ZM200 78V79H201ZM220 78V79H219ZM224 78V77H223ZM237 78V79H236ZM250 78H253V81H252V79L250 80ZM34 79V80H33ZM42 79H45V80H42ZM73 79L75 80V81H73ZM80 81H79V80ZM98 79H99V81H98ZM141 79L143 80L142 82H140L141 81ZM163 79H165L164 80V82H162L163 81ZM241 80L242 79V83H240L238 80ZM7 80V81H6ZM28 80V81H27ZM38 80H40V81H38ZM90 80H92V79H90ZM104 80V81H103ZM115 80V81H114ZM129 80V81H128ZM135 80H140V81H135ZM158 80V81H159ZM222 80V81H221ZM2 81V82H1ZM3 81H4V83H3ZM27 81V82H26ZM35 81V83H33ZM44 82V86H43V82ZM47 81V82H46ZM51 81V83L49 84V82ZM83 81V82H82ZM105 81H107V82H105ZM112 81V82H111ZM120 81H122V82H120ZM133 81V82H132ZM150 81V82H149ZM151 81H152V83H151ZM178 81V80H177ZM225 81V82H224ZM236 81L238 82V83H240V84H238V83H236ZM31 82H32V84L34 85H31ZM39 82V84H38V86H36L37 85V83ZM74 82V83H73ZM114 82V83H113ZM140 82V84L141 83H143V85H144V87H143V85H141L142 87H140V86H138L139 83ZM221 82V83H220ZM222 82H224L223 84H222ZM230 82L229 83H227V85L226 86H228L229 88H230ZM3 84V86H2V84ZM28 83V84H27ZM40 83H42L41 84V86H40ZM76 84V85H74L73 86V84ZM110 83V84H109ZM116 83H118V84H116ZM121 83V84H120ZM248 83V84H247ZM30 84V85H29ZM70 84H72V85H70ZM88 84V85H87ZM116 84V85H115ZM129 84H130V86H129ZM132 84V85H131ZM136 84H138V85H136ZM149 84V85H148ZM169 84H172L171 82H169L168 84H166V88H168L167 86L169 85ZM59 85V86H58ZM64 85L65 86H67L68 87V89H67V87H64ZM121 85V86H120ZM138 86V87H140L139 89H138V87H136V86ZM149 87H148V86ZM223 85V86H222ZM4 86V87H5ZM18 86V87H17ZM31 86H32V88H31ZM70 86H73L72 88L70 87ZM77 88H76V87ZM125 86V87H124ZM128 86V87H127ZM164 86V85H163ZM231 86V87H232ZM3 87V88H4ZM13 87V88H12ZM23 87V88H22ZM132 87V88H131ZM134 87V88H133ZM227 87V88H228ZM17 88H18V90H17ZM24 88L25 89H27V90H24ZM30 88V89H29ZM70 88V89H69ZM76 88V89H75ZM93 88V89H92ZM99 88V89H98ZM132 90H131V89ZM137 88V89H136ZM164 88V87H163ZM170 88V87H169ZM237 88H239L238 89V91H237ZM12 89H14L13 91H12ZM21 89H23V90H21ZM89 89V90H88ZM162 89V88H161ZM21 90V91H20ZM93 90V92L92 93H90L91 91ZM125 90H126V92H125ZM136 90V91H135ZM164 90V89H163ZM256 90V91H255ZM263 90V91H262ZM19 93H18V92ZM95 91H98V93L96 94V92ZM105 91V92H104ZM132 91V92H131ZM156 91H158L159 92V90H156ZM1 92V91H0ZM16 92V93H15ZM157 92V93H158ZM163 92V91H162ZM161 92V93H162ZM167 93V92H169L168 91V89L166 90L165 89V91H164V93ZM27 93V94H26ZM164 93H162L161 95H163ZM33 94V95H32ZM41 94V95H40ZM99 94V95H98ZM160 94V93H159ZM169 94V93H168ZM168 94H165V96L167 97V98H169L171 95H168ZM40 95V96H39ZM90 95H91V97H90ZM158 95V94H157ZM153 96V98L154 99H156V97H157V99L155 100V102L156 101H158L159 102V104H158V102H157V104L158 105H160L161 104V101L162 102H166L165 101V97H163V96H161V98L159 99V95L158 96ZM97 96V97H96ZM118 96V97H117ZM127 96H128V98H127ZM176 96V95H175ZM174 96V97H175ZM87 97H89L88 99H86ZM117 97V98H116ZM125 97V98H124ZM152 97V96H151ZM177 97V96H176ZM259 97L261 98H264V96H262L261 94H259ZM258 97V98H259ZM259 98V99H260ZM83 99H84V101L85 100H87V101H91L92 100V102H93V104L91 105V106H93V109H92V107H91V112L92 113H96L98 110L101 112V113H99V111H98V113H96L95 115L97 116H93L94 118L96 117L97 119H98V121L96 120V119H94L92 116H90L89 115V113L88 114H86L87 112H86V110L84 109V108H81V107H83V106H80L81 104H83L82 102H83ZM115 99H117V102H115L116 100ZM127 99V100H126ZM161 100V101H159V100ZM171 99H173V96H172V98H170L169 100H171ZM14 100V101H13ZM40 100V101H39ZM53 100V101H52ZM112 100H115V101H112ZM124 100V101H123ZM166 100H168V99H166ZM262 100V99H261ZM67 101H68V103H67ZM111 101L113 102L112 104H111ZM172 101V100H171ZM65 102V103H64ZM76 102H77V105L75 106V104H76ZM79 102H81V104L79 103ZM110 104H109V103ZM40 103V104H39ZM67 103V104H66ZM105 103H106V105H105ZM115 103V104H114ZM123 103V104H122ZM129 104V106L127 105V104ZM1 104V103H0ZM39 104V105H38ZM47 104H49V107H46V108H44V106L45 105H47ZM71 105V108L72 109H74V108H77L78 106V108L77 109H75V110H68V108H70V105ZM80 104V105H79ZM98 104H100V105H98ZM102 104H103V106H104V108L106 107V109H104L103 110V108H102ZM120 104V105H119ZM163 104V103H162ZM161 104V105H162ZM167 105H169L170 104V102H168L167 101V103H166ZM165 104V105H166ZM42 105H44V106H42ZM68 105V106H67ZM97 105V106H96ZM109 105V106H108ZM111 105V106H110ZM114 105H116L115 107H113ZM164 105V104H163ZM172 105V104H171ZM48 106V105H47ZM127 106H128V108H127ZM41 109H40V108ZM68 107V108H67ZM98 107V108H97ZM124 107H126V111H124L125 110V108ZM36 108H39V110H36ZM101 108V109H100ZM111 108H112V110H111ZM121 108H124V110H122ZM43 109V110H42ZM64 109V110H63ZM98 109V110H97ZM118 110V112H117V110ZM121 109V110H120ZM0 110H1V108H0ZM68 110V111H67ZM85 110V111H84ZM105 111V110H108V111H105V113H103L102 114V112L103 111ZM115 110H116V112H115ZM2 111V110H1ZM0 111V112H1ZM35 111V112H34ZM44 111H45V114H44ZM47 111V112H46ZM54 111H57V114H56V112H54ZM62 113H61V112ZM64 111H66L67 113H65ZM95 111V112H94ZM119 111H121V112H119ZM123 111H124V113H123ZM155 110H153V112H154ZM37 112V113H36ZM39 112H41V113H43V115H41V113H39ZM106 112H108L109 114H111V112H112V114L110 115V117H108L109 116V114L108 113H106ZM115 112V113H114ZM47 113V114H46ZM59 113V114H58ZM114 113V114H113ZM125 113H127V114H125ZM132 113H134L133 112V109L130 107V114H132ZM40 114V116H38ZM53 114H55V115H53ZM98 114H102L103 115V117H102V115L101 116H99L98 117ZM115 115V117L117 116V118L119 119V116L118 115ZM150 117H148V115H147V117L148 118H151L152 116V118H154V120L156 119H162L163 117H166V116H163V115H160L159 116V113L158 114H155V113H152V112H150ZM19 115V114H18ZM62 115V116H63ZM85 115V116H84ZM88 115H89V117H91V125L88 127V128H86V126L83 128V129H81V127H83V125L81 126V127H78L79 125L77 124V123H79L80 125H81V123H83V119L87 116L88 117ZM108 115V116H107ZM169 117L170 116H172V117H174V116H176V111L174 110V109H172L170 112H169ZM43 116V117H42ZM48 116H50V117H48ZM52 116H54V117H52ZM158 116V117H157ZM83 119H82V118ZM13 118H15V117H12L11 118V121H9V120H5V121H3L4 123H0V128H1V130H0V136H1V134H3V130L4 129H6L7 128V126H11L12 124H14V123H17V122H19V121H21V117H19V116H17L16 117V119L14 120ZM104 119V121L106 120V122H104V121H101V119ZM109 118V119H108ZM258 118V117H257ZM255 118L257 121H259V119L260 118ZM8 119H10V118H8ZM40 119H42L41 120V122L39 121ZM86 119V118H85ZM84 119V120H85ZM102 119V120H103ZM110 119H111V121H110ZM129 119V118H128ZM130 119H134V117H132V118H130ZM129 119V120H130ZM147 119V118H146ZM77 120H78V122H77ZM80 120H82V122L80 121ZM110 121V123H109V121ZM139 120V119H138ZM155 120V121H156ZM1 121V120H0ZM108 121V122H107ZM260 121H262L261 119H260ZM12 122V123H11ZM14 122V123H13ZM40 122V123H39ZM72 122V123H71ZM84 122H86V121H84ZM101 122V123H100ZM102 122H104L105 124H103ZM74 123H76V124H74ZM97 123V124H96ZM108 123V124H107ZM115 122H113V124H114ZM3 124V125H2ZM84 124H86V123H84ZM95 124H96V127H94L95 126ZM263 124H264V120H263ZM71 125V127H75V125L78 127V128H75V129H73V128H70V127H68V126H70ZM94 125V126H93ZM68 127V129L70 128V131L68 130V129H66ZM264 126L262 125V131H263V134L262 135H264V128H263ZM96 128H97V131H96ZM98 128H99V131H101V132H99L98 131ZM135 128L137 129L138 127L136 126H131V128H129L128 130H130L131 131V129L133 130H135ZM62 129V130H61ZM74 130H75V132H74ZM82 130V131H81ZM81 131V132H80ZM59 132V133H58ZM62 132V133H61ZM71 132H73V133H71ZM108 134H107V133ZM61 133V134H60ZM66 133V134H65ZM11 134V133H10ZM80 134V135H79ZM107 134V135H106ZM42 136L44 139H40V136ZM56 135V136H55ZM37 136H39L38 138H37ZM45 136V137H44ZM52 136H54V137H52ZM14 137V136H13ZM35 137V138H34ZM46 137H47V139H46ZM49 137L50 138H53V139H49ZM37 138V139H36ZM93 138V139H92ZM36 139V140H35ZM38 139H40V140H38ZM48 139H49V141H48ZM115 139V138H114ZM9 140V141H8ZM38 140V141H37ZM45 140H47V141H45ZM7 141H8V144H6L7 143ZM37 141V142H36ZM39 141H40V143H39ZM44 141H45V143H44ZM80 141V142H79ZM13 144H12V143ZM85 142V143H84ZM38 143V144H37ZM45 145H44V144ZM90 143V144H89ZM97 143H99V144H101V145H99V144H97ZM30 144H31V146H30ZM43 144V145H42ZM10 145V146H9ZM13 145V146H12ZM35 145H37V146H35ZM85 145V146H84ZM87 145V146H86ZM104 145V144H103ZM2 146V147H1ZM6 146H8L9 148L6 150L5 148H7ZM15 146V147H14ZM40 146V147H39ZM49 146V147H48ZM78 146H80L81 148H79ZM84 146V147H83ZM12 147H14V150H13V148L11 149ZM37 148L38 147V149H40L41 148V150L44 152V157L41 155V156H39L40 155V153H39V151H37V152H35V154H26L25 152L27 151V150H29V151H31V149L32 148ZM65 147H67V148H65ZM157 147H159V146H157ZM35 148V149H36ZM101 149V150H99V149ZM103 148H104V150H103ZM5 149V150H4ZM9 149H11L10 150V153L8 152L9 151ZM18 149V150H17ZM58 149V150H57ZM2 150V151H1ZM103 150V151H102ZM17 151V152H16ZM55 151V152H54ZM57 151H60V152H57ZM101 151V152H100ZM8 152V153H7ZM85 152H87V150L85 151ZM103 152V153H104ZM14 153H16V154H14ZM51 153H53L52 154V156H54L53 157V160H51L50 161V159L49 158H52V156L50 155ZM56 153H59V154H56ZM13 154V155H12ZM12 155V156H11ZM51 156V157H50ZM31 157H33L34 159H30ZM39 157V158H38ZM98 157V158H97ZM15 159V160H13V159ZM10 159V160H9ZM12 159V160H11ZM45 160V161H44ZM37 161V162H36ZM39 161H41V162H39ZM50 161V162H49ZM176 158L175 157H173V156H168V160L167 161H157V163H154V165L153 166H155V167H153L152 168V172H150L151 174H156L155 176L160 180H158L159 182H166L165 180H167V182L169 181V180H171L172 181V183H173V185L175 184V182H176V184H178L177 186H176V184L174 185V191H179V188L180 187H182L181 189H183V188H185L186 187V185L187 186H189V183L191 182V179H192V172L194 171V169L196 168L195 166H194V164L193 165H190V163H186V164H182V163H178V164H176ZM38 162H39V164H40V166H37V165H39L38 164ZM114 161H112V163H113ZM116 162V161H115ZM203 162L205 163V157L204 158H202V159H200L199 160V163L202 165L203 164ZM47 164H51L52 165V168H53V174L52 175H49V172H50V169L49 168H47ZM123 163H118V162H116V164H115V166L116 167H123V165H122ZM104 165H106V167L104 166ZM36 168H35V167ZM101 166V167H100ZM125 166V165H124ZM36 169H34V168ZM58 167V169H57V171L55 170L56 168ZM121 167V168H122ZM99 168V169H98ZM186 168V169H185ZM34 169V170H33ZM122 169H124V168H122ZM131 169H136V168H134V167H132V168H130V172L129 173H132V170ZM104 170V171H103ZM35 171V172H34ZM37 171V172H36ZM188 171H190V173H188ZM34 172V173H33ZM40 172V173H39ZM183 172V173H182ZM187 172V173H186ZM33 173V174H32ZM77 173H79V174H77ZM62 174V175H61ZM76 174V175H75ZM25 175V176H26ZM61 175V176H60ZM60 176V177H59ZM68 176H69V178H68ZM154 176V177H155ZM62 177L64 178V180L62 179ZM104 177V176H103ZM165 178V179H162V178ZM176 177H177V179H176ZM187 177V178H186ZM184 178V179H187V180H185V182H184V180H182V179ZM60 179V180H59ZM65 179H67V180H69V181H65ZM173 179V180H172ZM175 179H176V181H175ZM62 180V181H61ZM181 180L184 182H181ZM170 181V182H171ZM175 181V182H174ZM66 182L68 183V185L66 184ZM71 182V183H70ZM75 182V183H74ZM163 182V183H164ZM181 182V185L179 184V183ZM59 183H61V184H63V183H65V188H63L62 187V185L61 186H59L60 184ZM182 183H183V185H182ZM72 184V185H71ZM67 185V186H66ZM76 185V186H75ZM57 186H59L58 188H57ZM78 186V189H76V188H74V187H77ZM159 186V185H158ZM179 186V187H178ZM178 187V188H177ZM62 188V189H61ZM60 189H61V191H60ZM60 192V193H59ZM62 194V195H61ZM59 195V196H58ZM42 197V198H41ZM1 198L2 197H0V200H1ZM139 198V197H138ZM131 200H132V202H134V198L133 197H131L130 198ZM129 199V200H130ZM12 200H13V198H12ZM59 200H61V198L59 199ZM137 201L138 202H142L143 201V198L141 197V199L139 198V199H137ZM0 202H2V201H0ZM62 203V202H61ZM7 204L8 203H0V210H1V208L4 210L3 212H0V217H5V216H7V208H5L4 206H7ZM78 204V205H77ZM77 206H80V207H77ZM13 207H14V204H13ZM80 208V209H79Z\"/></svg>", "mask_w": 264, "mask_h": 264}]
</instances>
